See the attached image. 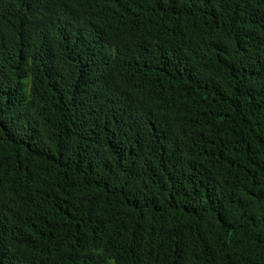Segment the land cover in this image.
<instances>
[{
	"label": "trees",
	"instance_id": "trees-1",
	"mask_svg": "<svg viewBox=\"0 0 264 264\" xmlns=\"http://www.w3.org/2000/svg\"><path fill=\"white\" fill-rule=\"evenodd\" d=\"M0 264H264V0H0Z\"/></svg>",
	"mask_w": 264,
	"mask_h": 264
}]
</instances>
